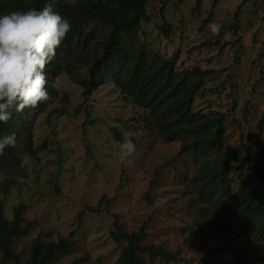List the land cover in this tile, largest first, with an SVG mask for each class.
I'll use <instances>...</instances> for the list:
<instances>
[{
	"label": "rangeland",
	"instance_id": "374dc122",
	"mask_svg": "<svg viewBox=\"0 0 264 264\" xmlns=\"http://www.w3.org/2000/svg\"><path fill=\"white\" fill-rule=\"evenodd\" d=\"M214 1L201 0L197 8V0H149L151 20L142 23L140 37L164 57L179 51L178 70L200 66L210 72L195 108L225 114L224 149L242 145L243 160L264 145V1L247 0L237 16L243 0H216L213 18L201 28ZM165 20L171 25L168 36L160 29ZM56 90L32 124L35 154L22 152L16 142L24 174L0 170L6 217L20 204L26 208L27 233L13 241L23 261L36 237L56 242L74 232L75 245L49 264H119L124 243L111 236L117 214L125 231L145 226L146 242L178 249L185 259L153 264H241L244 251L253 264H264L263 247L219 230L200 213L191 186L196 165L190 156L178 155V140L156 135L143 107L111 83L86 99L83 87L65 73ZM125 136L135 150L121 158ZM246 171H231L233 188ZM109 198L113 201L106 204ZM0 264L15 263L0 251Z\"/></svg>",
	"mask_w": 264,
	"mask_h": 264
},
{
	"label": "trees",
	"instance_id": "16d2710c",
	"mask_svg": "<svg viewBox=\"0 0 264 264\" xmlns=\"http://www.w3.org/2000/svg\"><path fill=\"white\" fill-rule=\"evenodd\" d=\"M197 0V8L200 6ZM238 6L240 13L244 2ZM264 0H255V2ZM52 3L54 10L67 17L71 29L57 48L54 59L46 64L48 98L35 107H25L0 122V135L15 133L16 142L27 155L35 154L32 147V124L48 104L57 96V78L65 73L83 87L87 99L94 90L105 83L119 89L127 99L133 100L151 118L150 127L164 141L181 143L178 155H188L198 171L191 178V186L201 204L200 213L215 222L218 229L234 237H241L246 244L264 248V145L250 157L240 160L242 145L224 149L226 116L216 110H196L195 99L210 73L200 66L178 70L179 51L164 57L141 39L142 23L149 22V0H0V13L13 10L42 9ZM212 10L202 22L205 28L213 18ZM162 6V11L164 10ZM160 29L166 36L171 25L164 21ZM237 31V30H236ZM264 126V114L261 127ZM115 137L120 139L119 133ZM6 147L0 154V170L6 174H24L20 167L17 149ZM246 168V175L233 188L230 174L233 169ZM155 172L152 183L160 175ZM14 181V180H13ZM0 189H5L0 186ZM101 198V202L104 201ZM113 198L106 200L111 203ZM24 204L15 207L13 217L5 215L0 199V251L3 257L15 264H49L74 245V232L58 241H44L36 237L30 245L28 259L22 260L13 250L14 239L27 233L23 225ZM111 231L113 240L124 243L119 264H153L185 260L179 250H169L162 245L146 242L145 226L135 231H125L116 214ZM239 263L253 264L246 251L238 256Z\"/></svg>",
	"mask_w": 264,
	"mask_h": 264
},
{
	"label": "clouds",
	"instance_id": "9594fccd",
	"mask_svg": "<svg viewBox=\"0 0 264 264\" xmlns=\"http://www.w3.org/2000/svg\"><path fill=\"white\" fill-rule=\"evenodd\" d=\"M70 29L68 18L54 10L52 3L39 10L0 13V122L7 121L13 109L35 107L48 98L45 66ZM15 143L14 132L0 135V154ZM119 149L121 158L133 153V139L125 136Z\"/></svg>",
	"mask_w": 264,
	"mask_h": 264
}]
</instances>
